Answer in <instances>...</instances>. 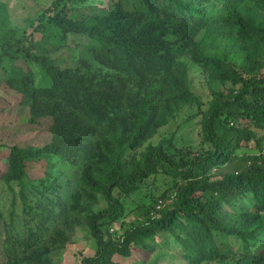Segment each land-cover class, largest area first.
Wrapping results in <instances>:
<instances>
[{
    "label": "trees",
    "instance_id": "trees-1",
    "mask_svg": "<svg viewBox=\"0 0 264 264\" xmlns=\"http://www.w3.org/2000/svg\"><path fill=\"white\" fill-rule=\"evenodd\" d=\"M59 1L21 28L9 23L0 3V59L28 68L12 66L3 82L20 94L28 125L51 119L43 145L0 144L6 148L0 181L15 182L21 211V220L10 228L0 213V264L20 259L21 264H48L44 240L57 213L51 196L60 175L54 174L55 162L77 170L80 187L70 196L71 208L78 211V198L91 201L93 193L105 202L85 217L94 250L78 264H118L114 255L129 256L133 247L151 253L170 241L186 264L224 253L230 258L226 264H264V250H259L264 235L257 237L264 230V0H134L131 8L110 1L106 14L85 19L70 16ZM35 33L52 50L68 33L85 36L87 53L105 75L60 68L33 39ZM186 55L209 80L210 99L199 130L208 147L175 157L169 153L171 133L140 150L179 104H201L179 59ZM30 65L37 67L39 79ZM153 79L163 97L157 107L146 109L128 97L122 101L115 84L140 87ZM249 140L257 153L238 157L236 150ZM40 160L43 176L31 181L26 164ZM234 161L241 165L219 169ZM157 171L173 183L169 200L138 208L141 221L112 237L109 226L124 211L118 194L138 190ZM61 235L51 242L62 241Z\"/></svg>",
    "mask_w": 264,
    "mask_h": 264
},
{
    "label": "rangeland",
    "instance_id": "rangeland-1",
    "mask_svg": "<svg viewBox=\"0 0 264 264\" xmlns=\"http://www.w3.org/2000/svg\"><path fill=\"white\" fill-rule=\"evenodd\" d=\"M52 1L54 0H0V3L5 6L9 23L12 26L21 28L25 26L27 19L36 18L42 10L50 7ZM110 1H119L124 8H131L134 0H60L58 6L63 4L64 7H67V13L75 19H85L92 15L101 16L106 14ZM33 39L40 42L44 53L52 58L60 68H77L79 72L87 75L94 73L103 76L106 73V70L101 69L91 60L85 48L89 40L83 35L66 34L63 45L54 50H52L53 46L50 42L39 39V34L35 33ZM179 59L186 69L189 88L201 104L199 108L194 103L179 104L167 122L159 125L150 137L142 141L138 147L140 150L146 143L154 144L159 138L168 137L171 133L173 134V141L169 153L175 157L184 155L187 151L195 154L208 147L207 143L201 140L199 130L201 113L205 110L210 99L209 80L207 74L193 63L187 55L181 56ZM12 66H21L23 71L28 70L27 66L19 61L12 63L4 58L0 59V144L43 145L49 140L48 128L51 119H43L39 124L33 126L26 123L28 111L26 105L20 102V94L3 82ZM29 69L34 73L35 78L39 79L37 67L30 65ZM109 75L114 74L109 73ZM115 84L119 89L122 101L128 97L136 102L143 103L144 109L157 107L163 97L161 91L158 90L160 83L156 79L149 80L140 87L129 84L122 86L118 82ZM253 130L257 135L260 134L258 129L253 128ZM235 153L239 157L245 154H256L257 150L253 146V140H249L246 145L240 147ZM5 156L6 148L0 146V173L5 166ZM237 164L241 165L240 162L234 161L233 164L228 163L219 169L222 171L233 169ZM45 168L43 160L27 162V176L31 181H35L43 176ZM215 169L213 168L212 171H215ZM53 170L55 175L60 174L55 181L57 185L51 196L57 213L49 222V228L45 234L47 238L44 240V245L48 248L46 257L48 264H78L80 257L90 256L94 250V243L88 234L85 217L89 212H96L104 207L105 202L100 193H93V200L91 201L86 200L83 196L78 198V211L76 207L71 208L70 196L77 193V191L79 193L80 187L79 182H77V170L62 162H55ZM59 170L60 173H58ZM172 185L173 183L169 177L157 171L147 178L144 185L138 190L128 194H118L124 211L122 216L109 226L110 235L117 237L125 228L141 221L143 216L136 214L138 208L152 204L161 205L163 202L168 201V194L171 192ZM17 191L18 187L14 181L8 184L0 181V213L9 228L16 226L21 220L20 199ZM31 192L35 191L32 189ZM41 202H44V200H41ZM79 207H84L86 212L79 210ZM1 224L0 221V239L3 231ZM59 234H62L60 236L62 241L51 242V239ZM263 235L264 230L257 233L259 239ZM230 245L232 250L235 249L234 244L231 243ZM259 250H264V243L261 244ZM3 260L4 257L0 250V263ZM112 260L118 264H186L180 256L177 245L172 241L167 244L160 242V245H157L151 253L139 251L133 247L129 256L114 255ZM229 261V256L224 253L222 258L202 264H226ZM21 263L20 259L18 264Z\"/></svg>",
    "mask_w": 264,
    "mask_h": 264
}]
</instances>
